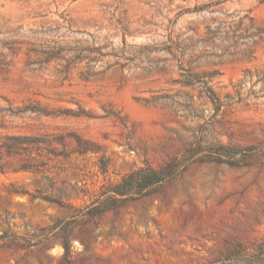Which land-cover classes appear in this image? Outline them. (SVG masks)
Listing matches in <instances>:
<instances>
[{"label":"rangeland","instance_id":"1","mask_svg":"<svg viewBox=\"0 0 264 264\" xmlns=\"http://www.w3.org/2000/svg\"><path fill=\"white\" fill-rule=\"evenodd\" d=\"M172 161L65 257L55 223ZM261 242L264 0H0V264H212Z\"/></svg>","mask_w":264,"mask_h":264},{"label":"trees","instance_id":"2","mask_svg":"<svg viewBox=\"0 0 264 264\" xmlns=\"http://www.w3.org/2000/svg\"><path fill=\"white\" fill-rule=\"evenodd\" d=\"M209 95L215 101L212 91ZM237 153L234 150L232 157ZM178 173L179 163L176 161L162 169L150 166L141 168L124 177L119 183L106 187L92 203L76 210L71 219L55 223L51 230L60 238L65 257L71 256L70 239L78 227L84 228L92 223L96 225L106 214L118 212L129 202L145 197L153 188L172 181ZM212 264H264V242L250 249L238 246Z\"/></svg>","mask_w":264,"mask_h":264}]
</instances>
